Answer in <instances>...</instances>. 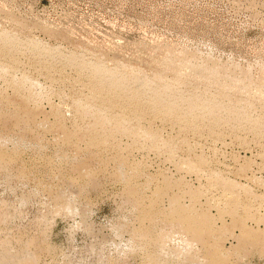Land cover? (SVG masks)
Wrapping results in <instances>:
<instances>
[{"label": "rangeland", "instance_id": "rangeland-1", "mask_svg": "<svg viewBox=\"0 0 264 264\" xmlns=\"http://www.w3.org/2000/svg\"><path fill=\"white\" fill-rule=\"evenodd\" d=\"M2 34L0 264H264V0H0Z\"/></svg>", "mask_w": 264, "mask_h": 264}, {"label": "bare ground", "instance_id": "bare-ground-1", "mask_svg": "<svg viewBox=\"0 0 264 264\" xmlns=\"http://www.w3.org/2000/svg\"><path fill=\"white\" fill-rule=\"evenodd\" d=\"M2 36H6V34L0 35V37H2ZM72 60H74V59H72ZM81 62H83V61H81ZM81 65L82 66H80V67H83L84 66V67H89L90 68L91 73H92V75H93V77L95 79V87L98 88L99 90H105V89H107L109 91H113V90H116L117 89V90H121L125 94L126 91H129V89H131L133 91V95L134 96H138V95H141V94H145L148 97H150L152 99V101H153L154 107L156 109H160V110H162V111H164L166 113L175 114L179 110H181V111H183L186 114L187 113H190L191 114V113H193V111L200 110V108L202 106L201 105V102L199 101V99L197 97H195V96H185V95H182L181 93H178L177 91H175L174 89H172L171 88L172 86H170L169 84H167L165 82L164 83H161V84H158L157 86H156V84H154L155 86H153L150 83L151 81L147 80L145 77L144 78H141V77H136V76H135V78L133 77L132 82H130V81L127 82L128 80L126 81V78H125L126 76H124L123 73L120 72L119 70H113V71L107 70V69H105L99 63H92V64L82 63ZM151 99H150V101H151ZM184 104H186V106H184ZM220 107L221 106L219 104H216V105L212 106L211 108H204L203 107L201 109H203V113H204V110H205L206 113L216 114L217 111L220 109ZM85 111H87L86 108H85V110L83 112H85ZM108 124H109V122H108ZM93 129L91 130L90 137H93V138L94 137H97L99 139H105L103 137L105 135L104 133H102L103 135L102 134H99V132H96V130L95 129L93 130ZM142 131H143V129H142ZM166 184L167 185H166V188L165 189H167V188H169L171 186V184L168 183V182ZM165 189L158 190V194H161ZM195 192L196 191H194V193ZM230 200H231V203H233V207L235 208L236 205H237V200L234 197L232 199H230ZM177 201H178V198H175V202H177ZM174 207L175 208H173V210H172V214L173 215H176V216H185L188 221H190L192 224H194L195 227L196 226H199L200 227L202 225H210L212 223L211 217L207 213H202V212L199 213V212H196L192 208V206H191V208L190 207L189 208H186V207H178V206L177 207L174 206ZM170 211H171V209H170ZM146 233L149 234L150 232L148 233L146 231ZM147 234H146V236H147ZM147 237H149V236H147ZM160 255L161 254L158 251L155 252V253H151L150 252L149 255H147L148 256V261L149 262L150 261L151 262H154V264H155V262L156 263L159 262Z\"/></svg>", "mask_w": 264, "mask_h": 264}, {"label": "clouds", "instance_id": "clouds-1", "mask_svg": "<svg viewBox=\"0 0 264 264\" xmlns=\"http://www.w3.org/2000/svg\"><path fill=\"white\" fill-rule=\"evenodd\" d=\"M66 211H68L69 213H71V211H72L71 207L69 206V207L66 209Z\"/></svg>", "mask_w": 264, "mask_h": 264}]
</instances>
